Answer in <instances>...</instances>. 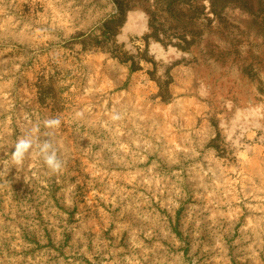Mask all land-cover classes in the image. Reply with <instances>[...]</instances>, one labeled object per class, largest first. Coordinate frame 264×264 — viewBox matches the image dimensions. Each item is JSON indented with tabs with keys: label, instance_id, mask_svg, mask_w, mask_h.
I'll return each instance as SVG.
<instances>
[{
	"label": "rangeland",
	"instance_id": "1",
	"mask_svg": "<svg viewBox=\"0 0 264 264\" xmlns=\"http://www.w3.org/2000/svg\"><path fill=\"white\" fill-rule=\"evenodd\" d=\"M0 264H264V0H0Z\"/></svg>",
	"mask_w": 264,
	"mask_h": 264
},
{
	"label": "clouds",
	"instance_id": "2",
	"mask_svg": "<svg viewBox=\"0 0 264 264\" xmlns=\"http://www.w3.org/2000/svg\"><path fill=\"white\" fill-rule=\"evenodd\" d=\"M48 126H59L61 123L59 119H51L45 122ZM19 144L23 145L24 149H27L31 145V140L25 138L19 141ZM44 153V159L46 164L55 170H59L61 167V162L59 161L55 149L52 148V145L48 142H45L42 148Z\"/></svg>",
	"mask_w": 264,
	"mask_h": 264
}]
</instances>
